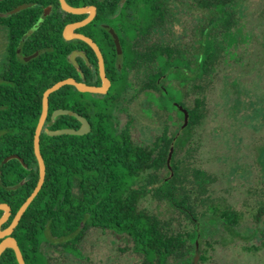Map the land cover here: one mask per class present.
Masks as SVG:
<instances>
[{"label":"trees","instance_id":"1","mask_svg":"<svg viewBox=\"0 0 264 264\" xmlns=\"http://www.w3.org/2000/svg\"><path fill=\"white\" fill-rule=\"evenodd\" d=\"M174 1L178 2L174 4L176 13L172 12ZM193 1L196 5L188 7V0H136L134 10L144 16L141 23H132V29L138 30L136 26H139V32L143 34L159 32L169 35L170 16L186 17L187 8L193 11L197 32L193 38L191 71L185 59L183 40H176L174 55L178 88L185 85L189 79L188 72H191L193 92L196 94L192 106L188 108L185 104V94L180 88V91L176 90V95L171 91V98L170 93L160 87L162 96L175 99L188 108L189 125L177 133L176 140L167 135L164 141L158 138L148 143L138 141L133 135V117L130 115L127 126H119L115 116L105 110V101L95 98L96 119L91 121L90 132L54 136L42 132L45 182L13 234L27 264H92L90 255L86 253V241L97 230L128 236V242L122 249L129 253L128 264H193L197 242L203 251L199 264H204L208 260L205 243L210 244L208 237L217 233L219 225H227L226 235L231 238L239 234L232 226L239 222L241 215L233 207L222 208L217 202V196L211 190L215 177L201 167H194L190 177L191 168L187 166L190 153L197 149L194 130L202 124L203 107L206 106L205 94L201 93V79L205 78L209 85L222 59L226 61L231 57L237 25L232 9L237 0ZM9 2L0 0V8L4 10L6 6L5 9H9ZM87 2L71 4L80 6ZM108 8L110 14L120 10L117 6L103 4L101 11L104 16L108 14ZM29 12L31 22L25 24L21 19ZM65 13L73 19L81 16ZM40 14V8L31 7L0 17L2 22L17 18L14 22L16 44H10L13 49L20 46L26 28L34 26ZM57 14L56 11L54 15ZM64 23L47 18L43 26L33 33V38H42L49 46L43 45L45 52L29 61L30 78L29 70L16 68L23 81H17L16 87L12 88L13 93L7 95L8 102L0 103V202L8 203L12 209L4 226L10 223L39 179L34 134L42 110L43 93L55 82L72 75L73 65L68 60L70 48L65 49L69 44L59 45L63 41L61 29ZM172 51L169 36H141L128 54V67L134 69L133 86L139 94H146L144 99L151 104L153 89L157 88L156 80L171 79ZM122 72L124 78L115 77L113 87H122L127 82L126 73ZM162 85L168 90V84ZM10 90L8 86L1 87L2 92ZM78 97L80 106L93 101L92 94L79 92L73 85H65L51 93L46 121L50 129L80 126V121L72 115L51 118L52 112L58 108L88 115L78 108ZM177 112L183 117L179 109ZM188 131L191 132L192 143L186 151ZM172 147V168L169 169L168 158ZM10 154L24 158L27 167L15 158L4 162L3 159ZM163 169L168 171L165 176L161 175ZM150 197L164 203L165 210L143 206V202ZM161 204H158L159 207H162ZM259 210L257 219L264 216V200ZM2 213L0 210V217ZM45 243L62 250V255L68 252L74 259L67 255L55 257L48 254L44 250ZM0 264H19L12 248L2 253Z\"/></svg>","mask_w":264,"mask_h":264},{"label":"flooded vegetation","instance_id":"2","mask_svg":"<svg viewBox=\"0 0 264 264\" xmlns=\"http://www.w3.org/2000/svg\"><path fill=\"white\" fill-rule=\"evenodd\" d=\"M66 1L69 4L76 1H88L86 5L81 4L80 6H94L96 8L95 14L91 21L85 25L75 27L73 31L75 34H82L90 38L96 47L83 38L75 36L71 39H68L64 36V29L67 24L81 21L87 18L90 13L75 14L81 16L79 18L73 19L65 13L67 11L62 8L60 0H10L8 4L10 5L9 9H5L6 6L3 8L4 10L0 8V13H7L21 4L31 3V5L25 9L31 7L41 9V14L37 17L35 25L31 26L30 28H26L27 30L21 37V42L19 43L20 46L15 49H13V46H10V44H16L15 42L17 34L14 22L17 21V18L12 17L3 22L0 19V103L8 102L9 99L7 95L13 93L12 88L16 87L17 81H23L21 78V73L17 74L16 68H26L29 70L28 77H31V63H29V61L44 51L42 48L43 45L45 47L49 46L47 42L41 40L42 38H33L32 35L35 31L43 26L47 18H52L56 23L65 22L61 29L63 41L59 45L62 46L63 44H69L68 46H65V49L66 47L70 48L68 60L70 61V57L74 54L75 60L78 63L77 66L70 61L73 65L72 75L70 77H73L78 82L88 85H103L104 77L101 71V59L97 51L99 50L103 58L105 76L110 81V85L108 86V89L105 93L82 92L73 85L77 91L82 93H90L93 96V101L83 106H80L81 101L80 97H78V108L88 114L84 116L88 118L91 123L92 120L96 119L95 116L97 108L94 99H102L105 101V110H108L109 114L115 116L119 126H127L130 119V113L128 114V109L125 106L120 107V104L124 101L123 96L130 92V89L135 88L133 86L134 82L132 81L134 69H130L127 64L128 54L134 49L137 44V40H139V37L141 36H169L171 39V48L173 49L172 59L170 61V70L172 72L170 74L171 79L169 78V81H162L160 78L156 80L157 88L153 89L152 95L153 104H151L149 101H145V110L146 113L151 115L154 120L153 127L155 135L153 140L158 138L164 141L167 135L172 136V138L176 140L177 133H180L182 128L189 125V117L188 123L185 125V112L179 106H183L189 114L188 108L192 106V98L194 95L191 72H188L189 79L185 85L183 87L179 86V88L185 94L184 102L186 105H188V108L175 99L162 96L160 87L163 86L165 92L170 93V96L171 91L173 95H176V90L179 89L177 87L179 85L178 80L175 76L177 64L175 63L174 56L176 54L175 48L177 39L180 41L183 40L184 42L186 54L185 59L191 71V67L193 65L191 56L193 51V38L197 32L196 23L192 16L193 11L187 8L185 11L186 17H182L183 15L178 17L174 15L170 16L169 35L159 32L143 34L139 32V26H136V29L138 30L132 29V23H141L144 16L140 11L136 12L134 10L136 0ZM177 3L178 2L176 1L172 3L173 13H176L177 7H175L174 4ZM103 4L107 7L117 6L120 10L114 14H110L111 10L108 8V14L104 16L101 11ZM192 4L196 5V1L194 2L193 0H188V7H190ZM257 8H259V10ZM56 11L58 14L54 15ZM232 11L234 16L237 18V25L234 32L235 43L231 49V57L227 58L226 61L222 59L217 73H219L224 64H228L232 60H235V65L238 64L239 72L234 81L236 94L234 111L237 119H235V136H237V139L235 140V147L237 148L238 152L236 171L241 178H246L249 180L253 177L255 178L254 181H256L257 167L264 168V0H237L234 3ZM0 17L7 16L0 15ZM71 18L73 20H69ZM21 21H24L25 24H29L31 22L30 12L26 14L24 19H21ZM9 24L13 25L11 27L7 26ZM131 33L134 35L130 36ZM50 45L58 47V45H55V43H51ZM123 70L126 73L127 82L121 87V90L118 94H114L112 93L114 85L113 79L117 76L124 78L125 75L122 72ZM119 71L122 73L117 75ZM247 73H253V76H251L253 78L249 81V83L244 81ZM162 84H168V86H166L168 90ZM201 84L203 86L202 90H205L208 82L204 78L201 79ZM4 86H8V88L11 90L8 93L7 91L2 92L1 87ZM180 89L178 91H180ZM171 98L173 97L171 96ZM126 99L129 100L128 98ZM177 109L183 113V117L178 115ZM121 110L127 113V119L124 125L120 124L118 112ZM177 119L180 120V124L177 123ZM239 136H241L240 140L238 138ZM244 141L246 143H243ZM191 143L192 135L191 132L188 131L186 134L185 143L186 151L187 148L191 147ZM244 148H246L247 152L249 153V158L253 157V160L250 163L241 161V154ZM171 168L172 167H169V169ZM262 193L263 195H261V197H264V192ZM254 211L256 212L255 209ZM256 215L257 214H254L255 217ZM222 226L223 230H227V225ZM232 227L236 231L240 232L239 224H234ZM246 228L248 231H250L249 236L251 238L259 240V244L254 245L253 247L256 250L264 249V226L255 224Z\"/></svg>","mask_w":264,"mask_h":264},{"label":"rangeland","instance_id":"3","mask_svg":"<svg viewBox=\"0 0 264 264\" xmlns=\"http://www.w3.org/2000/svg\"><path fill=\"white\" fill-rule=\"evenodd\" d=\"M257 9L259 10V8ZM133 35V33L130 34V36ZM234 62L235 60H232L230 63L224 64L219 73L213 77L212 82L207 84L205 90L201 91L207 96L206 106L203 107L202 124L194 130L197 149L190 153L191 157L187 163L189 169L191 168L190 177L193 176L194 167H201L210 172L215 177L211 190L217 196V202L222 208L233 207L241 215L237 223L240 232L236 237L227 236L222 224L218 226L219 230L213 237H208L207 241L210 244L205 243V248L208 249L206 252L208 260L204 264H264V249L256 250L253 247L259 244V240L251 238L249 236L250 231L246 228L264 223V216L260 219L254 216V214L259 213V205L264 200V197H261L262 192H264V168L257 167L256 181L253 177L249 180L243 179L236 171L238 152L235 147L237 136H235L234 103L236 94L234 81L238 76L239 68L238 64L235 65ZM251 76L253 73H247L244 81L249 83L253 78ZM120 90V86L113 87L112 93L118 94ZM146 96L144 93L138 95L136 88L130 89V92L123 96L124 101L120 107L125 106L128 109V114L130 113L135 119L132 124L134 137L138 141L150 142L155 135L154 120L151 115L146 113L144 99ZM195 97L196 94L194 93L192 104ZM118 113L120 124L124 125L127 113L122 110ZM177 123L180 124L179 119H177ZM238 138L240 140L241 136ZM184 152L182 150V155ZM241 155L242 162L250 163L253 160V157L249 158L246 148ZM167 174V169H163L161 175ZM158 204L161 203L154 197L143 202V206L164 211L166 207L164 203L161 204L162 207H159ZM224 240L228 241L225 242ZM127 242L128 236L126 234H118L109 230L93 231L86 241V253L90 255L91 259L89 260L92 264H128L129 253L122 250ZM54 243L57 242L54 241ZM44 250L55 257L67 255L70 256V259H74V256L68 252H63L62 255V250H58L57 247L48 243L44 244ZM202 253L201 250V255ZM77 261L76 259L75 262Z\"/></svg>","mask_w":264,"mask_h":264},{"label":"water","instance_id":"4","mask_svg":"<svg viewBox=\"0 0 264 264\" xmlns=\"http://www.w3.org/2000/svg\"><path fill=\"white\" fill-rule=\"evenodd\" d=\"M60 1H61L62 8L67 12H70L73 14L90 13V15L87 18H85L81 21L67 24L65 29H64V36L68 39H71V38L77 36V37L85 39L86 41H88L94 45V43L90 40V38H88L82 34H75L73 31H74L75 27L85 25L86 23L91 21L92 17L95 14L96 8L94 6H74V5L69 4L66 0H60ZM30 5H31V3L21 4L17 7H15L14 9L10 10L7 13H0V15L1 16H8V15L16 13V12L20 11L21 9H24ZM97 51H98L99 57L101 59L100 60L101 61V71H102V75L104 77L103 85H99V86L88 85V84L76 81L73 77H67V78H64V79H61V80L55 82L54 84L49 86L44 91L43 98H42V110H41V114L39 116V120H38L36 129H35V134H34V152H35V156H36V159L38 161V166H39V179H38L37 185L35 186L32 193L23 202V204L20 206V208L15 213L12 220L10 221V223L7 226H4V224L9 220V218L12 214V209L8 203L0 202V210L3 211V213L0 217V256L2 255V253L7 248H12L15 251L17 261L19 264H27V263H26L25 258L23 256L21 248L18 244V241L13 234H14L15 229L18 226L23 214L25 213V211L27 210V208L29 207L31 202L34 200V198L38 195L41 188L43 187V184L45 182V177H46V164H45L44 157L41 153V134H42V132H45V133L52 135V136L61 135V134L84 135V134L90 132L91 128H92L90 121L84 115H82V114H80V113H78L72 109L58 108L52 112V114H51L52 119H55L59 115H72V116L76 117L81 122V125L78 128L63 127V128H57V129H50L48 126H46V121H47V118L49 115V97H50L52 92L59 90L61 87L65 86V85H74L78 90H80L82 92L105 93L108 89V86L110 85V81L105 76L103 58L101 56V53L99 50H97ZM70 61L78 66V63L75 60L74 54L70 57ZM179 107L185 112V125H186L188 123V117H189L188 111L183 106H179ZM173 151H174V147L171 148V151L169 153V158H168L169 167H171V158H172ZM14 158L19 159L23 163L24 167H27V164L24 162V158H22L18 154H10L7 157H5L3 159V161L7 162V161L14 159ZM22 182H24V180H22ZM196 246H197V250H196L195 256L193 258V264H198V262L201 258V249L199 248V242H197Z\"/></svg>","mask_w":264,"mask_h":264}]
</instances>
